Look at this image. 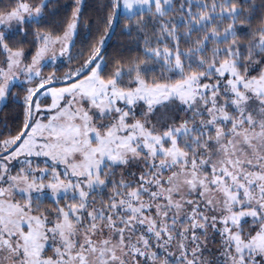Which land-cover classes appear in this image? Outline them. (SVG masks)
<instances>
[{
	"label": "snow or ice",
	"instance_id": "obj_1",
	"mask_svg": "<svg viewBox=\"0 0 264 264\" xmlns=\"http://www.w3.org/2000/svg\"><path fill=\"white\" fill-rule=\"evenodd\" d=\"M0 264H264V0H0Z\"/></svg>",
	"mask_w": 264,
	"mask_h": 264
},
{
	"label": "trees",
	"instance_id": "obj_2",
	"mask_svg": "<svg viewBox=\"0 0 264 264\" xmlns=\"http://www.w3.org/2000/svg\"><path fill=\"white\" fill-rule=\"evenodd\" d=\"M88 3L92 4L93 0H88ZM0 118H2V116H0Z\"/></svg>",
	"mask_w": 264,
	"mask_h": 264
}]
</instances>
